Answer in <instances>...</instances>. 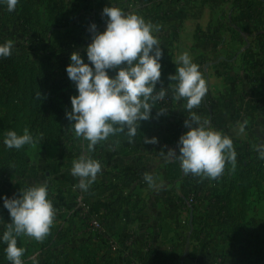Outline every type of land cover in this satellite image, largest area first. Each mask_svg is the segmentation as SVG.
<instances>
[{
  "label": "crops",
  "instance_id": "crops-1",
  "mask_svg": "<svg viewBox=\"0 0 264 264\" xmlns=\"http://www.w3.org/2000/svg\"><path fill=\"white\" fill-rule=\"evenodd\" d=\"M62 2L59 17L66 21L61 27L80 41L56 56L61 67L73 51L86 55V46L91 42L87 36L90 25L96 23L98 31H103V8L118 6L159 28L156 35L163 57L161 81L156 88H165L169 101H157L152 118L141 122L131 142L125 129L87 153L102 165V172L87 191L77 187L79 178L71 174L72 162L87 152L88 143L75 135L73 127L69 139L60 145L48 146L42 138L31 144L19 174H15L12 162L0 163V197L14 196L17 186L20 191L34 184H48L56 215L47 237L53 241L50 249H54L58 264H264V171L260 186L249 188L246 200H242L244 186L240 182L235 183L233 194L228 192L236 173L231 163L226 164L222 176L209 179L185 175L179 161H168L164 154L169 148L178 153L177 141L188 130L184 126L189 115L187 101L176 99V81L168 79L180 66L177 61L183 52L200 66L208 89L201 104L191 111L202 122L207 120L210 127L229 135L234 149L236 142L249 137L245 132L249 125L254 126V135L264 140V133L258 131L264 126L263 0ZM83 57L87 62V56ZM60 73L56 78L62 82L59 88L63 98L57 102L66 115L72 107L70 97L78 93L67 72ZM232 74L237 77L238 87L231 84L227 89ZM232 98L242 102L243 109L239 123L233 124L225 102ZM159 109L167 112L158 115ZM244 114L250 123L241 132ZM153 136L158 137V144L144 143V137ZM248 157L264 163L258 152H241L236 163L246 162ZM145 173L162 180L163 188L149 187ZM187 189L197 193L194 206L186 203ZM80 192L91 205L87 213L74 208ZM5 209L0 199V233ZM242 240L247 249L239 248ZM22 241L24 249H41L42 241L23 234Z\"/></svg>",
  "mask_w": 264,
  "mask_h": 264
},
{
  "label": "clouds",
  "instance_id": "clouds-1",
  "mask_svg": "<svg viewBox=\"0 0 264 264\" xmlns=\"http://www.w3.org/2000/svg\"><path fill=\"white\" fill-rule=\"evenodd\" d=\"M19 0H6L9 12L15 11ZM106 27L98 31L92 23L89 31L91 42L86 46L87 62L80 51H73L66 67L68 78L74 82L77 95L70 97L71 111L66 117L72 122L77 137L87 141V152L74 160L71 168L73 177L79 178L77 187L87 191L102 172L99 160L88 155L101 141L109 136L127 130L131 142L137 135L142 121L151 119L152 109L157 101L163 100L166 89L157 91L161 81L163 52L156 33L157 26L143 16L126 13L118 6L103 8ZM14 42L7 40L0 44V58L13 54ZM179 67L168 79L176 81V99H186L189 111L184 126L188 129L178 141L176 149L164 152L168 161H179L185 175L217 179L224 173L225 166L236 164L237 153L233 139L221 130L209 126L208 121L191 110L198 107L207 94L206 80L188 52L179 57ZM110 70L115 74L111 75ZM167 109H159L163 115ZM244 124L239 125L244 131ZM32 133L25 128L22 134L9 130L4 138L8 149H21L35 143ZM144 143L158 144V137H144ZM259 157L264 159V144L258 146ZM144 180L149 187L160 190L164 182L150 173ZM8 210L11 222L0 235V242L6 244V258L11 264H24L25 249L18 246V237L23 234L43 241L50 233L56 210L49 199L48 184L39 183L19 191V195L0 197ZM33 264L38 261L33 258Z\"/></svg>",
  "mask_w": 264,
  "mask_h": 264
},
{
  "label": "trees",
  "instance_id": "trees-1",
  "mask_svg": "<svg viewBox=\"0 0 264 264\" xmlns=\"http://www.w3.org/2000/svg\"><path fill=\"white\" fill-rule=\"evenodd\" d=\"M1 3L8 10L6 1ZM62 5V0H19L16 10L10 13L18 20L26 37L13 55L0 58V82L5 79L10 83V87L0 90V104L6 110L0 115V163L12 162L15 174L23 171L26 150L30 145L19 150L1 148L5 131L14 130L22 134L27 128L35 140L42 138L46 145L54 146L68 140L69 131L73 128L57 102L63 94L59 88L62 82L56 78L61 61L56 56L80 39L70 30L62 29L66 21V18L59 17ZM110 74L114 75L115 71L110 70ZM235 169L228 192L233 194L235 183L240 182L244 186L240 198L246 200L249 188L260 186L264 163L257 157H248L246 162L238 161ZM14 194L19 195L18 186ZM1 216L4 223L0 235L11 222L7 209ZM17 239L18 246L22 247V234ZM52 243L51 238L46 237L39 246L41 249H25L24 264H33V258L38 264H58L54 249H50ZM5 248L6 244L0 242V264H11L6 258Z\"/></svg>",
  "mask_w": 264,
  "mask_h": 264
},
{
  "label": "rangeland",
  "instance_id": "rangeland-1",
  "mask_svg": "<svg viewBox=\"0 0 264 264\" xmlns=\"http://www.w3.org/2000/svg\"><path fill=\"white\" fill-rule=\"evenodd\" d=\"M1 1L2 0H0V44L6 42L7 40H12L14 42L13 53H15L18 44L26 37L22 34V28L19 26L18 20L16 18L14 19L13 15H11L12 12H14V11L9 12L8 10H6L4 8V3H3V6H2ZM3 1H6V0H3ZM87 32H88L87 33L88 38L91 39L92 33L90 31H87ZM65 58H66L65 64H64V66H62L63 68L61 67L62 70L60 71L58 69L57 73L61 72L62 74H64V72L66 71V67L70 63V57L66 56ZM1 59H3V58H1ZM231 77H232V80L228 81L229 83L227 85V89L231 88V84H234L235 88L238 87V82L236 81L237 77L235 76V74H232ZM9 84L10 83L6 82L5 79H2L1 82H0V90L3 89V88L10 87ZM225 102L227 104V108H229L230 111H231L229 117H230V120H232V124L235 123V122L239 123V121H240L239 117L242 114V110H243L241 108L242 102H240L239 100H236V98H232V100L226 99ZM244 109H246V108H244ZM3 112H6V110L4 109ZM245 121L250 123V120L246 119V115H245ZM246 124L248 125V123H246ZM246 131L249 133V137H245L243 142L239 141V142L235 143V145H236V149H235L236 153L238 151H239V153H241V152H252V153L253 152H258L257 148H258L259 145L264 144V140L261 139V138L258 139L259 135H256V136L254 135V133H253L255 131L254 126L249 125V129H246L245 132ZM258 131H259V134L264 133V126H262L260 128V130H258ZM7 132L8 131L4 132L3 143L1 145V148L6 147L4 145V138H5L6 134H7ZM259 137H261V135ZM255 138H256V141L254 142ZM239 153L237 155H239ZM227 166H228V164H227ZM231 167H233L232 164H231ZM245 224H249V223H245ZM242 238H239V240H241ZM242 242H243V240L240 241L239 248L242 247L241 249H247V248H245V243L244 242L242 243ZM61 255H64V252ZM61 257H63V256H61ZM59 259H60V257H59ZM25 262H27V259L25 260Z\"/></svg>",
  "mask_w": 264,
  "mask_h": 264
},
{
  "label": "built area",
  "instance_id": "built-area-1",
  "mask_svg": "<svg viewBox=\"0 0 264 264\" xmlns=\"http://www.w3.org/2000/svg\"><path fill=\"white\" fill-rule=\"evenodd\" d=\"M163 103H166L169 101V96L165 94V97L163 100H160ZM197 193L193 191V189H187L186 190V195H185V200L187 205L189 206H194L195 203L197 202ZM74 208L78 211L82 212H89L91 210V205L89 203V200L83 193H78L74 199ZM95 226L98 228L97 223L94 221Z\"/></svg>",
  "mask_w": 264,
  "mask_h": 264
}]
</instances>
